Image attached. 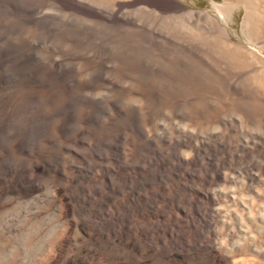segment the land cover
<instances>
[{"label":"rangeland","instance_id":"rangeland-1","mask_svg":"<svg viewBox=\"0 0 264 264\" xmlns=\"http://www.w3.org/2000/svg\"><path fill=\"white\" fill-rule=\"evenodd\" d=\"M15 1L11 0L12 3L9 2L10 3L9 6H8V4H4V6L1 5L2 7L0 6V21H1L0 22V24H1L0 25V38H1L0 39V46H2L6 50L8 48V50H10L12 52L13 58H16V56L18 55V54H16V51L14 49H18V47L20 48V47H24V46L27 48V46H28L27 49H29L28 52L30 53V54L28 53V55H29L28 58L30 60H33V62H32L33 64L29 63L30 65L32 64L30 67L32 68V66L35 65V63L37 64V62L38 63L42 62V68L41 69L44 68L43 70L46 71V74L43 75L42 79L43 80L45 79L44 81H46L48 84H49V82H51L49 84L50 86H52L54 84L52 86V89L56 90V91L59 90L58 93L61 92V93H59V96L61 95L60 98L67 94V96H69L71 99H77L78 103L76 104V107L71 111V113L74 112V110L76 109V113L74 112L72 115L75 114L76 115V116L74 115L75 117L82 118V119H84L83 117H85V121H83L84 123L81 124V126L82 125L84 126V124H85L84 127L83 126L80 127L79 131H75V132L71 131V133L65 135V133L62 130L63 123L65 122L64 121L65 115L62 116V114L57 113L56 111L55 112L53 111L54 107H56V105H57V101H59V100H57V101L54 100V102L49 101V103H46V101L43 98L36 97V98H39L40 100L35 99L34 102H32V103L29 102L28 98L25 97V90L27 89L26 88L27 85L31 84V80L27 76L26 77L28 79L25 77H17L16 78L17 80L15 79L13 81V85H15V86H13L12 84L10 85V88L14 89L13 90L14 92H12V89H10V88L9 89L11 91L7 88H3V89L1 88L0 89V97H1L0 107L2 106L0 108V110L1 109L3 110V112H2V110L0 111V116H1L0 117V119H1L0 124L3 123L2 125H4V126L6 125L5 126L6 130H7L6 132L8 134L10 132L9 137H11V138L9 140H11V141H9V140L7 141L8 145L11 147H17V146L21 145L22 143H25L26 147H28L27 148L28 150L26 152L29 154H26L23 152H19V153L17 152L15 154V156L17 157L19 155L20 158H23V160L27 159L29 157H32L34 159H39L41 156H44V155H46V157L60 156V158H62V159H65L68 157L67 158V159H69L68 161L75 162L78 164V163H81V158L84 159L85 155H88V156H89V154L91 155L92 152L90 153V150H94L97 148L98 150H96L94 153H92V155L89 156V158L85 156V161H86L87 165L93 164L95 159H96L95 160L96 162L98 161L97 163H99V161H100V163H102L103 160L104 161L106 160L107 162L105 161V163L109 164V162L112 161V159H110V158L113 156L115 158L119 157L120 161L127 163V164L132 163L134 161V159H137L138 161L135 160L133 162L134 164H137V165L139 164L144 169V171H147V170L152 171L153 168H148V164H147L148 161H152V159H153L152 158L151 160H148V158H150L148 156L151 154L152 150L149 149L150 150L149 151L147 148L150 147V146H148V142L151 141L152 139L156 138L155 139L156 141H158V142L160 141L159 143L158 142L156 143V141H155L156 147H157L156 149H158V150L160 149V152H165V157L171 158V156L174 157L175 154L184 155V156L186 155V156H188L186 158H189L186 160L187 162L191 163L190 161L195 162L197 160L198 163H196L197 166L191 165V168H190L189 163H187L186 161L184 162L182 167H181V165L177 166L179 164H177L175 162L169 163V166H167V164H166L165 173L167 174L166 177H168L167 178L168 180H166V181H169V179H170V181L167 182L165 185L166 196H164V199H160L159 208H157L155 211H153L154 209L152 211L151 210H149V211L145 210L144 212H146V213H143V214H145V215H143L144 218L149 220L148 221L149 224H151V222H152L153 223L152 225H154V223L163 221V219H164L165 221H163V222H166L168 220L167 221L168 224L172 223L173 221L176 220L179 222L180 227H182V225L185 226L186 222L188 221L187 218H190L193 216V213H192L193 210L190 207H184V206H180L181 208L176 207L175 205H177V202L181 201L182 199L177 200V202L175 199H174L175 202H173V201L169 202V200H167V199H170V198L173 199L172 195L178 191V193L182 195L181 198L188 199L189 203L196 202L197 196L194 195L193 191H195V190L203 191L204 188L206 187L205 184H207V187L210 185L208 188H210L212 190V196H213V198H215L213 204H211L210 207H211V209H214L218 212V213L216 212V215H214V219H215L214 221L215 222H213L214 223L213 224V230L215 232V237L213 238V241L216 244L217 249L214 251V253H209L206 250L201 251V249H199L197 252H194V253L186 251V253H188V255H187L183 251H179L175 248H172L171 245L169 244V240L164 239L163 242L165 244L162 243L159 246V248L162 250V252L160 253V250H156V253H157L156 254V253H154L155 252L154 249H152V251H151V249L149 250L143 243H140V241H139L136 244L137 251L135 252L134 257L136 259L137 258L139 259L140 256L148 255V256L152 257L150 260H154V258H155V261L159 257L160 260L162 259L161 260L162 264H191V263L192 264H228L232 260L238 261V262L251 261L253 264H264V222H263L264 221V213L262 212L263 208H264V144H263L264 143V89L263 90L261 89V88H264V80H263V77H264L263 76L264 75V61L261 62L262 60H264V53H263V51H264V20L262 21V19L264 18V10H262V9H264V1L263 0H245V1H243V0H228V1L227 0H174L173 2L179 6V11L172 12L170 10H167V11L164 10V12L159 13L160 11L158 8L148 6L145 3L135 4L136 0H123V1L122 0H76V1H79L80 3L82 2L83 4L89 6L92 9H95L97 11H99L101 9H102L101 11H107L110 9H114L116 7V5L121 4L124 6L123 10L126 11L127 15H130L131 17H133L135 15L133 18L134 19L136 18L137 22L139 21L138 24L142 25L141 27L143 28V30H141V31H138V30H136V28L130 27V26H126V28L125 27L122 28L124 30L123 31L121 28H116V26L114 27V25L112 26V24H110V23L104 24L103 21H101L99 19H95V18L92 19V17H87L86 15H80V16L74 15L75 13H73L67 9H62L64 12L63 13L62 10H60V11L57 10L58 7H57V5H55V3L52 0H48V1H46V0H43V1L42 0H40V1H38V0H24V1L15 0ZM250 1H252V3ZM52 2H53V4H52ZM230 2H232L230 4V6H232V7L230 9H227L228 11L226 10L227 13L225 16H221L222 18H219L217 16V13L213 12V11H215L214 4L224 5L225 3L229 4ZM41 3H42V5H41ZM32 4H34L33 6H36V5L42 6L41 7L42 13L48 17L50 16L51 18H53L52 20H53V24H55V27L53 25H52L53 27L50 25H49L50 26L49 27L48 25H42L41 26L39 24H37V26H36V24L31 22L30 20H25L24 15L26 14V12L32 10V7H33ZM58 9H60V8H58ZM126 9H128V10H126ZM208 9H210V10H208ZM260 11H262V12H260ZM188 12H193L194 16L192 15V18H191V16L188 17V15L186 14ZM201 12L202 13L203 12L209 13L211 18H208V16H205V15L200 17L199 14ZM175 14H177L176 16L185 14V15H187V17L178 19V18H176ZM8 15H10V16H8ZM163 17H165V18H163ZM260 17L262 19H259ZM9 19H10V21H9ZM94 19H95V21H94ZM204 19L205 20L208 19V21L205 22ZM179 20H181V21H179ZM7 21H9V22H7ZM222 21H223V23H222ZM184 23H186V24H184ZM204 23H205V25H204ZM62 24L64 26H62ZM65 25H68L69 27L66 26V28H65ZM197 25H198V27H196ZM260 25L261 26L263 25V26L261 28H259ZM105 26H106V28H105ZM202 26H203V29H202ZM204 26H206V27H204ZM47 27H48V29H47ZM61 27H64V30ZM70 27H71V29H70ZM49 28H50V30H49ZM72 28H74V29H72ZM144 28L146 29V31ZM150 28H151V30L152 29L153 30L151 31ZM66 30L67 31L69 30V31L66 32ZM78 30H79V32H78ZM96 30L97 31L99 30V31L97 32ZM112 30L114 31V33ZM149 30H150L151 34L155 33L156 36L155 37L152 36L150 34ZM63 31H65V32H63ZM101 31H102V33H101ZM110 31H112V32H110ZM103 32H105V33H103ZM136 32H138V33H136ZM212 32H214V33H212ZM65 33L66 34L68 33V34L66 35ZM125 33L128 35H126ZM198 33H199V35H198ZM209 33L211 35H209ZM96 34H98V35H96ZM145 34H146V36H145ZM192 34H193V36H192ZM103 35L104 36L106 35L105 36L106 38ZM248 35H249V37H247ZM79 36H81V37H79ZM160 36L162 38H165V39L162 40V38ZM30 37L32 38L31 40H30ZM84 37H86V38H84ZM201 37H204V38H201ZM98 38H100V39L102 38L103 40L101 39L102 41H100V39H98ZM158 38H160V39H158ZM17 39L18 40L20 39V40L18 41ZM120 39H121V41H120ZM151 39H153V40H151ZM180 39H182V40H180ZM222 39H224V40H222ZM124 40H125V42L126 41L127 42L125 43ZM143 40H145V41H143ZM113 41H115V42L112 43ZM118 41H120V42H118ZM160 41H161V43H160ZM135 42H136V44L137 43L138 44L136 45ZM143 42L145 43V45ZM231 42H233V43H231ZM59 43H61V44H59ZM108 43H109V45H108ZM184 43H186L187 45L192 44V43H194L196 46L201 45L199 47L201 48L202 53L205 54V55L204 54L202 55L203 60H199L197 58L192 57L190 55V53L185 49L186 44H184ZM18 44H20V45H18ZM98 46H100V47H98ZM109 46L112 48L109 49ZM116 46H117V48H116ZM143 46H144V48H142ZM132 47H134V48H132ZM149 47H151L152 49ZM153 47H154V49H153ZM254 48L261 49L262 51L261 50H255ZM57 49H59V50H57ZM156 49H157V51H155ZM149 51H150V53H149ZM184 51L186 53H184ZM222 51H224V53ZM247 51H248V53H247ZM260 51L262 52V54ZM118 52H119V55H118ZM258 52H259V54H258ZM151 53H153V54H151ZM45 54H47V55H45ZM34 55H36V56H34ZM261 55L263 57H261ZM184 56L186 59L183 58ZM208 57H211V58H208ZM43 58L45 61L43 60ZM109 58H111V59H109ZM170 59H171V61H170ZM257 59H259V60H257ZM242 60H244V61H242ZM190 61L193 63L192 65H191ZM195 61H197V62H195ZM250 61L252 64L250 63ZM207 62H208V65H207ZM210 62H211V64H210ZM258 62H259V64H258ZM222 63H224V64H222ZM244 63H246V65ZM15 64H16L15 61L8 63L6 69H8V70L13 69V71H16L17 68L15 70V67H17L18 65L17 64L15 65ZM43 64H46L45 65L46 68H45V66L43 67ZM98 64H101V65H98ZM194 64L197 66H195ZM254 64H256V65H254ZM161 66H163V67H161ZM199 66L201 69L199 68ZM241 66H243V67H241ZM62 68L64 69V71H63L64 80L63 81L60 78V76L62 75ZM221 69H223V72ZM120 70H121V72H120ZM68 72H69V74H68ZM197 72H198V74H197ZM54 73H55V76L58 78H56L55 76L52 78ZM117 73H119V74H117ZM238 73H239V75H238ZM260 74H263V75L260 76ZM191 75H192V77H191ZM243 76H245V78ZM47 78H49V80ZM205 78H206V80H205ZM258 79H259V83H258ZM260 79H262V80H260ZM18 80L21 82V84H20V82H18ZM24 80H27V81H24ZM118 80H119V82H118ZM60 81H62L63 83L61 84ZM22 82H25L24 83L25 85L22 84ZM163 82H165V83H163ZM166 82H168V83H166ZM57 83H58V85H57ZM67 84H69V86ZM74 84H76L77 87ZM119 84H121V85H119ZM260 84H262V85H260ZM242 85L243 86L245 85L246 87L245 86L243 87ZM250 85H252V87ZM185 87H187V88H185ZM236 87H237V89H236ZM20 88H22V89H20ZM69 88H71V89H69ZM136 88H138L139 90H137ZM67 89L69 92L66 91ZM17 91H18V93H17ZM243 91H245V92H243ZM10 92H12V93L10 94ZM68 93H70V94L68 95ZM9 94H10V96H9ZM109 94L111 96H109ZM237 94H238V96H237ZM73 95H75L76 98L73 97ZM126 96H127V98H126ZM112 97H113V99H112ZM124 97H125V99H124ZM186 97H187V99H186ZM4 98L5 99L10 98V99L5 100ZM78 98H80V100ZM108 98H110V100ZM131 98H133V99H131ZM140 98H142L141 99L142 101L140 100ZM1 101L5 102V103H3V102L1 103ZM185 101H186V103H185ZM9 102H10V106H9ZM102 102H103V104H102ZM123 102L125 103V105ZM89 103H90V106H89ZM19 104H20V106H19ZM25 104H26V106H24V107L21 106V105H25ZM48 104H50V105L48 106ZM128 104H129V107H128ZM143 104H145L146 107ZM8 106H9V108H8ZM92 106H95L96 108L95 107H93V109L90 108ZM134 106H136V107H134ZM231 106H232V108H231ZM46 107H49L52 109H49ZM114 107L117 109L115 110ZM253 107H255V108H253ZM262 107H263V109H262ZM220 108H221V110H219ZM101 110H104L105 113H101ZM92 111H93V113L96 112L95 114L97 115V118L99 119V120H96L94 123L88 122L86 120V115L88 116V114L92 113ZM125 111L128 113L127 115H126ZM199 111H200V113H199ZM1 112L4 114H2ZM13 112H14V114H13ZM45 112H47V113H45ZM77 112H78V114H77ZM5 113H6V116H5ZM136 113L140 114V115H138V118L137 117L136 118L137 119L140 118L141 120L140 119L137 121L133 120V119H135L134 117L136 116ZM51 114H52V116H51ZM81 114H83L82 117H81ZM22 116H23V118H22ZM117 116H118V118H117ZM171 117H172V119H171ZM199 118H200V120H199ZM255 118H256V120H255ZM41 119H47V123H48L47 129L45 131H42L44 133V135L41 132V133L37 134V136H35V135L32 136V134H33V132H32L31 133L32 139L29 138L30 130L28 131V128H27L28 125L33 123V122L39 121ZM213 119H215V120H213ZM257 119H259V120H257ZM21 120H22V122H21ZM100 120H102V121H100ZM107 120H109V121H107ZM52 121H53V124H52ZM99 121H100V123L102 122V124H100ZM204 121L206 123H204ZM97 122L100 124V126L102 125L100 128L98 127L99 124ZM95 123H97L98 125ZM20 124H22V125L20 126ZM91 124L92 125L95 124V126H91ZM130 124L133 125L134 127L131 126ZM188 124H190V125H188ZM7 125H8V127L10 126L11 128L9 127L10 128L9 129L7 127ZM86 125H87V127H86ZM108 125L109 126L112 125L113 127H111V126L109 127ZM117 125H119V126H117ZM12 126H14V127L12 128ZM89 126H91L92 128ZM21 127H22V129H21ZM51 127H53V128H51ZM57 127H59V128L57 129ZM94 127H95V129L97 128V130H95ZM225 127H227V128H225ZM89 128H90V130H89ZM115 128H117V129H115ZM140 128L146 129L147 132L150 133V136L147 137L146 139L144 137H143L144 138L143 139L142 137L138 136V135H140L139 134ZM150 128L152 131L150 130ZM162 128H163V130H162ZM134 129H135V131H134ZM47 130H49L50 132ZM17 131L20 133H18ZM126 131H128V133ZM55 132H58V134ZM81 132L85 133V139H84L85 144L84 145L79 144L77 141V140H79V138L81 139ZM48 133H50V135L51 134L52 135L50 136ZM114 133L117 135V137ZM132 133L134 134V137H132L133 136ZM165 133H167V134H165ZM190 133H192V134H190ZM25 134L27 135V137ZM109 134H111V135H109ZM184 134H186V135H184ZM89 135L90 136L92 135V136L90 137ZM127 135H129V136H127ZM164 135L167 137L165 138ZM216 135L218 136V138ZM42 136H44V138ZM154 136H156V137H154ZM88 137L90 138V140ZM39 138H40V140H39ZM67 138L68 139L70 138V139L68 140ZM58 139H59V141H58ZM116 139H118V140H116ZM162 139L165 141L167 140L166 142L168 144L167 143L165 144L164 142H163L164 143L163 144L161 142ZM179 139H181V140H179ZM207 139L209 141H207ZM255 139H256V141H255ZM25 140H27L28 142H26ZM74 140H76V141H74ZM102 140H104L103 143H102ZM186 140H187V143H186ZM40 141H42V142H40ZM43 141H44V143H43ZM36 142L38 144H36ZM108 142L110 145L108 144ZM200 143H201V145H200ZM12 144H14V145H12ZM6 145H7V143H6ZM92 145H93V147H92ZM104 145L107 149L104 147ZM163 145H165V146H163ZM177 145L178 146L180 145V146L178 147ZM181 145H183V148ZM195 145L197 147L199 146L198 148L201 149L202 157L200 155L198 157H196V154L193 151L194 147H196ZM49 146H51V147H49ZM98 146H101V147H98ZM121 146H122V148H121ZM44 147H46V148H44ZM103 147H104V149H103ZM169 147L172 149L169 150L168 149ZM57 148H59V149H57ZM101 148L103 151L101 150ZM116 148H118L119 150ZM165 148L168 150V152L166 151ZM235 148H236V150H234ZM43 149H44V153H42ZM40 150H42V152ZM70 150H71V152H70ZM146 150H148L149 153H147L148 151L146 152ZM138 152L142 153L143 155L138 154ZM169 152H173V153H169ZM22 153H23V156H22ZM57 153H59V155ZM118 153L121 155V157ZM30 154H32V155H30ZM193 154L195 155V157ZM27 155H28V157H27ZM77 155L80 158L79 159L80 162L78 160H76L78 158V157H76ZM95 155L99 156V157H95ZM92 156L95 158H93ZM203 156L204 157H211L212 159L215 158L216 159L215 162H218L220 164L219 169H216L215 171L221 170L224 174H230V175L233 173L234 176L233 175H231V176L236 177L235 178L236 180H234L233 182H230L229 180H223V182H224L223 183L222 182L223 178H222L221 180H217L218 182L217 181H213V182L208 181L207 183H205L204 180H202L203 181V183H202V181L199 178H196L193 180H184V179L182 180L181 176H179L178 179L176 178V174L177 175L183 174V170H185L187 172L192 171V172L196 173V175L198 173H201L198 175H204L209 170L206 166H209L213 170L215 167L210 166L208 164L209 162H207L208 159L204 160ZM74 157H75V160H74ZM107 157H109V158H107ZM142 160L143 161L148 160V161L143 162ZM219 160H221V161H219ZM145 163H146V165H145ZM145 167H146V169H145ZM183 167H185V169ZM182 168H183V170H182ZM102 169H103L102 167L96 168V171H98L97 174L99 177L103 173ZM196 169H197V171H196ZM206 169H208V170H206ZM170 170H171V172H170ZM177 170H178V172H177ZM179 171H180V173H179ZM245 171H247L248 173ZM241 173H242V175H241ZM237 174H238V176H237ZM170 175H172V178ZM181 180H182V182H181ZM199 180H200V182H199ZM179 182H181V184L184 187H186L188 190L185 191V190H183L185 188H183L182 186H178L179 184H177V183H179ZM243 182H245V183H243ZM156 185H158V184L152 185L151 189H146V191H147L146 194L149 195L151 193L150 190H152L153 188L156 189L157 188ZM45 190H46L45 191L46 193L43 191L44 194H42V191H41L37 194L36 197H35V194L34 195L32 194V196L34 198L30 196L28 198L29 203L26 202V204L22 207H20V205H19L22 202V193L20 191H19V194H18V192H16L14 194V197L12 195L10 197L11 200H9L10 199L9 198L8 201H5V203L0 206V209H1L0 210L1 211L0 217L3 216L4 213H6L8 211H12V210L13 211L15 210L16 214H14V215H16V217H17V218H15L14 215H12V216L8 215L7 220L11 223L10 225H12L13 221L15 222V223L13 222L12 226H9L7 224V222H5V221H1V220H3V217L0 218V221H1L0 222V230L2 229L0 231V241L1 240L4 241V239H6V238L11 240V241L12 240L20 241V243H21V239H23L22 242L24 241L23 244L21 243V245L17 244V246L16 245L13 246V248L17 247L16 248L17 250L13 249L12 247L10 248V250H9L10 252L8 251V254L6 256H4L7 258V261H6V258L4 260V257L3 258L0 257L1 258L0 259L1 264H4V263L6 264V262L8 264H11V263L12 264H19V263L20 264H35V263L36 264H45L47 261L49 263L47 262L46 264H55V263L59 264L63 259H65L66 256L70 255L73 252L76 253L80 246H84L85 244H89V243L91 244L92 243V241L90 239H87V237H86L87 240L86 239L84 240L85 236H83L84 226H85V231L88 229V227H86L85 223H89V221H90L89 218L87 217L88 218V220H87V218H84L83 216H80V215L75 216L74 215V212L72 211L74 204L70 201V198L68 196L63 197V199L58 202V205L60 206L61 210L60 209L56 210L53 206L55 203V199H53L54 198L53 197V190L50 188L48 189V191H47V189H45ZM49 190H51V191H49ZM185 192L186 193L188 192V193L186 194ZM59 193H62V191L59 190ZM126 193L127 192H125V194H123L124 198H127V196H128V193L127 194ZM46 194H47V196H46ZM17 195H18V197H17ZM39 195H41V196H39ZM259 196H261V197H259ZM42 197H44V198H42ZM46 198H47V200H45ZM246 198H247V200H246ZM248 198H249V201H248ZM48 200L51 202L49 203ZM34 201L36 203H34ZM18 202H19V204H18ZM41 202L42 203L45 202L46 206L48 204V206H47L48 208H45L46 207L45 204H42ZM33 203L35 206L33 205ZM252 203H253V205H252ZM37 205H40V206H37ZM43 205H44L45 209L43 208ZM25 206L27 209H24ZM36 206L40 207V208H38L36 210ZM236 206H239V207H236ZM6 208H7V210H5ZM162 208H163V210H162ZM261 209H262V211H261ZM25 210H26V212H25ZM33 210L36 212L34 213ZM38 210H40L39 213H38ZM41 210L44 212H41ZM229 210H231V212ZM48 211H50V212H48ZM157 211L159 213H157ZM242 211H245V212H242ZM30 213L34 216H32ZM55 213H57V215ZM185 213H187V214H185ZM262 213H263V216L261 215ZM191 214H192V216H191ZM25 215L27 217H25ZM39 216H41V217H39ZM54 216L57 217V220H55L56 218ZM255 216H256V218L253 219ZM259 216H260V218H258ZM13 217H14V219H13ZM24 217H25V219H24ZM65 217H67V218H65ZM77 217H80L82 220L80 218H77ZM11 218H12V221H11ZM61 218L62 219L64 218V219L61 220ZM29 219H32V220H29ZM34 219H35V221H34ZM58 219L61 220V223ZM79 219H80V222H79ZM25 220H26V222H25ZM52 220L55 222H53ZM217 220H219V221H217ZM245 220H247V221H245ZM38 221H39V223H38ZM20 222L23 223V225ZM29 222H31V223H29ZM78 222H79V225H78ZM3 223L5 225H3ZM47 223H48V226H46ZM17 224H18V228H20V229L16 228ZM30 224H31V226H30ZM38 224L41 225V228L42 227L45 228V231H44V229L39 228V230H38V228H37V230L39 232H40V230H42L40 232V234H38L36 236L31 235L32 233H34V234L39 233L36 230V225H38ZM251 224H252V226H250ZM43 225H45L46 227ZM56 227H58L57 230H56ZM232 227H234V228L232 229ZM33 228L37 232L35 230H33ZM234 229H236V230H234ZM4 230H5V232H4ZM55 230H56V233H55ZM6 231L8 234L6 233ZM51 231L54 233H52ZM63 231H65V233ZM12 232L14 233V235L11 236ZM79 232H81V233H79ZM16 233H17V236H16ZM22 233H23V235H22ZM50 233H52V234H50ZM27 234L32 236L31 239H29L30 238L29 236L27 237ZM79 234L81 236H78ZM163 234H164V236H166V232H164ZM76 235L78 238L76 237ZM10 237H12V238H10ZM24 237L26 239L28 238L27 241L28 240H30V241L27 242ZM41 237H43V238H41ZM50 237H52L51 241H50ZM72 237L75 239L76 243ZM79 237H81V238H79ZM192 237H193V234L192 233L189 234V238H192ZM38 238H40V239H38ZM57 238H59V239H57ZM48 239H49V241H48ZM78 241H80V242H78ZM33 242L34 243L36 242V243L34 244ZM29 243H30V245H29ZM23 245L26 247H24ZM77 245H78V247L76 250ZM142 245H144V246H142ZM165 245H167V246H165ZM55 246H56V248H55ZM31 247H32V250H30ZM33 247H34V249H33ZM44 247H46V248L44 249ZM49 248L52 251H48ZM73 249H74V251H72ZM35 250H37L38 252ZM30 251H34L36 254L33 252L32 254L30 253L31 254L30 255L29 254ZM16 252L17 253L19 252V253L17 254ZM67 253H68V255H67ZM172 253H174V254L172 255ZM15 254H17V255H15ZM11 255H14V257ZM28 255H30V256H28ZM162 255H164L166 257H164ZM10 256L12 258H14L15 260H10L11 259ZM19 256H21V257H19ZM32 256H33V259L35 257L34 260H36V261H33ZM37 256L38 257L40 256V257L38 258ZM153 256H154V258H153ZM24 257H26V258H24ZM260 257H262V258H260ZM29 258H31L32 261ZM48 258H50V259H48ZM168 259L169 260L172 259L171 260L172 262L169 261ZM1 260H4L5 262H1ZM11 261H13V262H11ZM183 261H185V262H183ZM262 261H263V263H262ZM149 264H153V262H150Z\"/></svg>","mask_w":264,"mask_h":264},{"label":"bare ground","instance_id":"bare-ground-1","mask_svg":"<svg viewBox=\"0 0 264 264\" xmlns=\"http://www.w3.org/2000/svg\"><path fill=\"white\" fill-rule=\"evenodd\" d=\"M15 1V0H14ZM19 1V0H18ZM22 1H24V0H22ZM38 1H40V0H38ZM43 1V0H42ZM46 1H48V0H46ZM54 3H55V5H57V7L58 8H60V9H58L55 5V7L57 8V10H62V9H67V10H70L71 12H73V13H75L74 15H86L87 17H92V19L93 18H95V19H99V20H101V21H103V23L105 24V23H110V24H112V26L114 25V27L116 26V28H126V26H130V27H134V28H136V30H138V31H141V30H143V28L141 27L142 25H139L138 23H139V21L137 22V19L135 20L133 17L135 16H133V17H131L130 15H127L126 14V11L125 10H123L124 9V6L123 5H121V4H118V5H116V7L114 8V9H110V10H107V11H101V10H99V11H97V10H95V9H92L91 7H89V6H87V5H85V4H83L82 2L80 3L79 1H76V0H52ZM123 1V0H122ZM174 0H136L135 1V4H142V3H145V4H147L148 6H151V7H155V8H158L159 9V13H162V12H164V10H170V11H172V12H177V11H179V6L177 5V4H175L174 2H173ZM228 1V0H227ZM243 1H245V0H243ZM264 1V0H263ZM9 2H11V0H0V6L2 5V6H4V4H8V6H9ZM16 2V1H15ZM27 2V1H26ZM53 2H52V4H53ZM115 2V1H114ZM226 2V1H225ZM251 3H252V1H250ZM249 2V3H250ZM262 2V1H261ZM12 3V2H11ZM29 3V2H28ZM39 3V2H38ZM37 3V4H38ZM90 3V2H89ZM120 3V2H119ZM134 3V2H133ZM232 2H230L229 4L228 3H225L224 5H219V4H214V9H215V11H213V12H215V13H217V16L219 17V18H222L221 16H225L226 15V13H227V9H230L232 6H230V4H231ZM245 3V2H244ZM248 3V4H249ZM35 4V3H34ZM34 4H32V6L34 5ZM40 4V3H39ZM234 4V3H233ZM29 5V4H28ZM41 5H42V3H41ZM45 5V4H44ZM93 5V4H92ZM184 5V4H183ZM254 5V4H253ZM256 5V4H255ZM1 6V7H2ZM129 6V5H128ZM244 6V5H243ZM249 6V5H248ZM262 6V5H261ZM41 7L42 6H40V5H36V6H33L32 7V10L31 11H28V12H26V14L24 15V19L25 20H30L31 22H33V23H35L36 24V26H37V24H39V25H50V26H54L55 27V24H53V18H51L50 16L48 17V16H46V15H44L43 13H42V11H41ZM45 7V6H44ZM112 7V6H111ZM126 7V6H125ZM234 7V6H233ZM245 7V6H244ZM7 8V7H6ZM263 8V7H262ZM261 8V9H262ZM5 9V8H4ZM28 9V8H27ZM31 9V8H30ZM105 9V8H104ZM213 9V10H214ZM259 9V8H258ZM257 9V10H258ZM46 10V9H45ZM126 10H128V9H126ZM208 10H210V9H208ZM227 10V11H226ZM245 10V9H244ZM262 10H264V9H262ZM44 11V10H43ZM65 11V10H64ZM149 11V10H148ZM188 11V10H187ZM206 11V10H205ZM7 12V11H6ZM23 12V11H22ZM62 12H63V10H62ZM128 12V11H127ZM130 12V11H129ZM169 12V11H168ZM195 12V11H194ZM258 12V11H257ZM260 12H262V11H260ZM259 12V13H260ZM49 13V12H48ZM64 13V12H63ZM62 13V14H63ZM167 13V12H166ZM57 14V13H56ZM60 14V13H59ZM68 14V13H67ZM148 14V13H147ZM172 14V13H171ZM174 14V13H173ZM187 15H188V17L189 16H191V18H192V15L194 16V13L193 12H188V13H186ZM64 15V14H63ZM140 15V14H139ZM145 15V14H144ZM177 14H175V16H176ZM187 15H185V14H182V15H179V16H176V18H178V19H180V18H185V17H187ZM208 16V18H211L210 17V14L209 13H200L199 14V16L201 17V16ZM8 16H10V15H8ZM260 16V15H259ZM262 16V15H261ZM14 17V16H13ZM263 17V16H262ZM63 18V17H62ZM163 18H165V17H163ZM171 18V17H170ZM206 18V17H205ZM213 18V17H212ZM6 19V18H5ZM11 19V18H10ZM10 19H9V21H10ZM95 19H94V21H95ZM173 19V18H172ZM217 19V18H216ZM259 19H262L261 17L259 18ZM258 19V20H259ZM12 20V19H11ZM14 20V19H13ZM184 20V19H183ZM191 20V19H190ZM205 20V19H204ZM210 20V19H209ZM264 20V18L262 19V21ZM6 21V20H5ZM9 21H7V22H9ZM55 21V20H54ZM62 21V20H61ZM93 21V22H94ZM179 21H181V20H179ZM206 21H208V19L207 20H205V22ZM213 21V20H212ZM215 21V20H214ZM225 21V20H224ZM1 22V21H0ZM63 22V21H62ZM61 22V23H62ZM204 22V21H203ZM256 22V21H255ZM261 22V21H260ZM19 23V22H18ZM26 23V22H25ZM29 23V22H28ZM60 23V24H61ZM189 23V22H188ZM197 23V22H196ZM208 23V22H207ZM212 23V22H211ZM222 23H223V21H222ZM248 23V22H247ZM176 24V23H175ZM184 24H186V23H184ZM190 24V23H189ZM1 25V24H0ZM82 25V24H81ZM103 25V24H102ZM109 25V24H108ZM200 25V24H199ZM204 25H205V23H204ZM220 25V24H219ZM49 26V27H50ZM52 26V27H53ZM59 26V25H58ZM62 26H64L63 24H62ZM66 26H68V25H65V28H66ZM71 26V25H70ZM191 26V25H190ZM208 26V25H207ZM214 26V25H213ZM263 26V25H262ZM261 25L259 26V28H261L262 27ZM69 27V26H68ZM113 27V28H114ZM144 27V26H143ZM196 27H198V25L196 26ZM204 27H206V26H204ZM210 27V26H209ZM61 28H63V30H64V27H61ZM60 28V29H61ZM75 28V27H74ZM74 28H72V29H74ZM80 28V27H79ZM91 28V27H90ZM101 28V27H100ZM105 28H106V26H105ZM133 28V29H134ZM184 28V27H183ZM186 28V27H185ZM189 28V27H188ZM200 28V27H199ZM40 29V28H39ZM47 29H48V27H47ZM69 29V28H68ZM70 29H71V27H70ZM76 29V28H75ZM103 29V28H102ZM128 29V28H127ZM145 29V28H144ZM187 29V28H186ZM202 29H203V26H202ZM206 29V28H205ZM213 29V28H212ZM215 29V28H214ZM220 29V28H219ZM49 30H50V28H49ZM56 30V29H55ZM89 30V29H88ZM105 30V29H104ZM118 30V29H117ZM123 30V29H122ZM148 30V29H147ZM150 30H151V28H150ZM150 30H149V32H150ZM153 30V29H152ZM151 30V31H152ZM157 30V29H156ZM183 30V29H182ZM221 30V29H220ZM219 30V31H220ZM224 30V29H223ZM69 31V30H68ZM67 30H66V32H68ZM97 31V30H96ZM99 31V30H98ZM97 31V32H98ZM106 31V30H105ZM113 31V30H112ZM112 31H110V32H112ZM124 31V30H123ZM122 31V32H123ZM145 31H146V29H145ZM184 31V30H183ZM188 31V30H187ZM191 31V30H190ZM210 31V30H209ZM63 32H65V31H63ZM74 32V31H73ZM78 32H79V30H78ZM107 32V31H106ZM132 32V31H131ZM195 32V31H194ZM221 32V31H220ZM75 33V32H74ZM101 33H102V31H101ZM103 33H105V32H103ZM113 33H114V31H113ZM136 33H138V32H136ZM140 33V32H139ZM176 33V32H175ZM185 33V32H184ZM204 33V32H203ZM211 33V32H210ZM209 33V35H211ZM212 33H214V32H212ZM219 33V32H218ZM66 34V33H65ZM68 34V33H67ZM66 34V35H67ZM126 34V33H125ZM132 34V33H131ZM147 34V33H146ZM146 34H145V36H146ZM150 34H151V32H150ZM169 34V33H168ZM181 34V33H180ZM189 34V33H188ZM202 34V33H201ZM208 34V33H207ZM28 35V34H27ZM61 35V34H60ZM82 35V34H81ZM96 35H98V34H96ZM126 35H128V34H126ZM138 35V34H137ZM152 36H156V34L155 33H152L151 34ZM198 35H199V33H198ZM222 35V34H221ZM250 35V34H249ZM249 35L247 36V37H249ZM30 36V35H29ZM38 36V35H37ZM62 36V35H61ZM104 36V35H103ZM106 36V35H105ZM104 36V37H105ZM108 36V35H107ZM177 36V35H176ZM191 36V35H190ZM192 36H193V34H192ZM195 36V35H194ZM201 36V35H200ZM208 36V35H207ZM246 36V35H245ZM40 37V36H39ZM79 37H81V36H79ZM110 37V36H109ZM142 37V36H141ZM150 37V36H149ZM161 37V36H160ZM221 37V36H220ZM28 38V37H27ZM57 38V37H56ZM66 38V37H65ZM84 38H86V37H84ZM106 38V37H105ZM116 38V37H115ZM120 38V37H119ZM162 38V37H161ZM171 38V37H170ZM201 38H204V37H201ZM207 38V37H206ZM205 38V39H206ZM210 38V37H209ZM1 39V38H0ZM11 39V38H10ZM21 39V38H20ZM19 39V40H20ZM32 38L30 37V40H31ZM42 39V38H41ZM54 39V38H53ZM58 39V38H57ZM93 39V38H92ZM98 39H100V38H98ZM102 39V38H101ZM100 39V41H102ZM110 39V38H109ZM113 39V38H112ZM125 39V38H124ZM145 39V38H144ZM158 39H160V38H158ZM163 39H165V38H162V40ZM178 39V38H177ZM183 39V38H182ZM182 39H180V40H182ZM186 39V38H185ZM184 39V40H185ZM221 39V38H220ZM18 40V39H17ZM18 40V41H19ZM73 40V39H72ZM118 40V39H117ZM123 40V39H122ZM126 40V39H125ZM125 40H124V42H125ZM135 40V39H134ZM151 40H153V39H151ZM210 40V39H209ZM215 40V39H214ZM222 40H224V39H222ZM23 41V40H22ZM27 41V40H26ZM29 41V40H28ZM43 41V40H42ZM120 41H121V39H120ZM120 41H118V42H120ZM140 41V40H139ZM143 41H145V40H143ZM165 41V40H164ZM207 41V40H206ZM212 41V40H211ZM107 42V41H106ZM110 42V41H109ZM115 41H113L112 43H114ZM127 42V41H126ZM125 42V43H126ZM141 42V41H140ZM180 42V41H179ZM193 42V41H192ZM205 42V41H204ZM20 43V42H19ZM22 43V42H21ZM144 43V42H143ZM147 43V42H146ZM156 43V42H155ZM160 43H161V41H160ZM199 43V42H198ZM211 43V42H210ZM209 43V44H210ZM231 43H233V42H231ZM3 44V43H2ZM12 44V43H11ZM33 44V43H32ZM59 44H61V43H59ZM122 44V43H121ZM135 44H136V42H135ZM138 44V43H137ZM136 44V45H137ZM158 44V43H157ZM169 44V43H168ZM184 44H186V43H184ZM194 43H192V44H189V45H187L186 44V50L190 53V55L192 56V57H194V58H197V59H199V60H203V57H202V55L204 54V53H202V50H201V48L199 47V46H201V45H199V46H196L195 44L193 45ZM18 45H20V44H18ZM64 45V44H63ZM106 45V44H105ZM108 45H109V43H108ZM114 45V44H113ZM141 45V44H140ZM144 45H145V43H144ZM153 45V44H152ZM262 45V44H261ZM23 46V45H22ZM46 46V45H45ZM115 46V45H114ZM113 46V47H114ZM122 46V45H121ZM124 46V45H123ZM131 46V45H130ZM222 46V45H221ZM255 46V45H254ZM13 47V46H12ZM98 47H100V46H98ZM152 47V46H151ZM151 47H149V48H151ZM212 47V46H211ZM225 47V46H224ZM252 47V46H251ZM256 47V46H255ZM261 47V46H260ZM259 47V48H260ZM27 48H28V46H27ZM25 46L24 47H18V49H14L15 51H16V54H18L17 56H16V58H13L12 57V52L10 51V50H8V48H7V50L6 49H4L2 46H0V89L2 88H7V89H9L10 88V85L12 84L13 85V81L17 78V77H25V78H27V77H29V79L31 80V84H29V85H27V89L25 90V97L26 98H28V101L29 102H34L35 101V99L37 100V99H39V98H36V97H40V98H43L45 101H46V103H49V101H53L54 102V100H59V101H57V105H56V107H54V112L56 111L57 113H60V114H62V116L63 115H65L64 117V123H63V127H62V130H63V132L65 133V135L66 134H69V133H71V131H79L80 129V127H82L81 126V124H83L84 122L83 121H85V117H83L84 119H82V118H78V117H75L74 115H72L74 112L76 113V109L74 110V112H72L71 113V111L76 107V104L78 103L77 102V99H71L69 96H67V94L66 95H64V96H62L61 98H60V96H59V93H61V92H59L58 93V91H56V90H53L52 89V86L54 85H52V86H50L49 84L51 83V82H49V84L46 82V81H44L43 79H42V77H43V75H45L46 74V71H44L43 69H41L42 68V62H37V64L35 63V65H33L32 66V68L30 67L33 63V60H30L29 58H28V50L29 49H27ZM31 48V47H30ZM110 48H112V47H110L109 46V49ZM116 48H117V46H116ZM130 48V47H129ZM132 48H134V47H132ZM142 48H144V46L142 47ZM166 48V47H165ZM176 48V47H175ZM180 48V47H179ZM213 48V47H212ZM246 48V47H245ZM61 49V48H60ZM131 49V48H130ZM139 49V48H138ZM152 49V48H151ZM153 49H154V47H153ZM159 49V48H158ZM163 49V48H162ZM211 49V48H210ZM238 49V48H237ZM255 50H261V49H256V48H254ZM57 50H59V49H57ZM124 50V49H123ZM133 50V49H132ZM149 50V49H148ZM161 50V49H160ZM177 50V49H176ZM244 50V49H243ZM34 51V50H33ZM54 51V50H53ZM56 51V50H55ZM97 51V50H96ZM110 51V50H109ZM108 51V52H109ZM120 51V50H119ZM153 51V50H152ZM151 51V52H152ZM155 51H157V49L155 50ZM251 51V50H250ZM249 51V52H250ZM262 51V50H261ZM260 51V52H261ZM51 52V51H50ZM57 52V51H56ZM111 52V51H110ZM115 52V51H114ZM131 52V51H130ZM129 52V53H130ZM145 52V51H144ZM159 52V51H158ZM157 52V53H158ZM175 52V51H174ZM213 52V51H212ZM220 52V51H219ZM223 53H224V51H222ZM231 52V51H230ZM46 53V52H45ZM116 53V52H115ZM143 53V52H142ZM149 53H150V51H149ZM148 53V54H149ZM168 53V52H167ZM184 53H186L185 51H184ZM221 53V52H220ZM226 53V52H225ZM229 53V52H228ZM247 53H248V51H247ZM254 53V52H253ZM263 53H264V51H263ZM15 54V55H16ZM30 54V53H29ZM34 54V53H33ZM53 54V53H52ZM109 54V53H108ZM107 54V55H108ZM126 54V53H125ZM145 54V53H144ZM151 54H153V53H151ZM161 54V53H160ZM212 54V53H211ZM258 54H259V52H258ZM261 54H262V52H261ZM45 55H47V54H45ZM55 55V54H54ZM106 55V56H107ZM112 55V54H111ZM118 55H119V52H118ZM169 55V54H168ZM173 55V54H172ZM187 55V54H186ZM205 55V54H204ZM208 55V54H207ZM254 55V54H253ZM256 55V54H255ZM34 56H36V55H34ZM51 56V55H50ZM150 56V55H149ZM153 56V55H152ZM155 56V55H154ZM175 56V55H174ZM180 56V55H179ZM188 56V55H187ZM222 56V55H221ZM232 56V55H231ZM114 57V56H113ZM151 57V56H150ZM161 57V56H160ZM220 57V56H219ZM225 57V56H224ZM240 57V56H239ZM257 57V56H256ZM261 57H263L262 55H261ZM50 58V57H49ZM127 58V57H126ZM183 58H185V56L183 57ZM191 58V57H190ZM193 58V59H194ZM208 58H211V57H208ZM218 58V57H217ZM221 58V57H220ZM260 58V57H259ZM14 59V60H13ZM57 59V58H56ZM104 59V58H103ZM109 59H111V58H109ZM121 59V58H120ZM151 59V58H150ZM172 59V58H171ZM171 59H170V61H171ZM180 59V58H179ZM186 59V58H185ZM205 59V58H204ZM215 59V58H214ZM232 59V58H231ZM239 59V58H238ZM253 59V58H252ZM263 59V58H262ZM43 60H44V58H43ZM100 60V59H99ZM169 60V59H168ZM174 60V59H173ZM184 60V59H183ZM251 60V59H250ZM257 60H259V59H257ZM12 61H15V63L18 65L17 67H15V70H16V68H17V70L16 71H13V69H10V70H8V69H6V67H7V64L8 63H11ZM37 61V60H36ZM45 61V60H44ZM94 61V60H93ZM92 61V62H93ZM167 61V60H166ZM198 61V60H197ZM197 61H195V62H197ZM216 61V60H215ZM222 61V60H221ZM231 61V60H230ZM242 61H244V60H242ZM256 61V60H255ZM261 61V60H260ZM259 61V62H260ZM264 60H262L261 62H263ZM50 62V61H49ZM118 62V61H117ZM120 62V61H119ZM177 62V61H176ZM191 62V61H190ZM205 62V61H204ZM209 62V61H208ZM208 62H207V65H208ZM226 62V61H225ZM224 62V63H225ZM236 62V61H235ZM259 62H258V64H259ZM29 63H32L31 65L29 64ZM45 63V62H44ZM54 63V62H53ZM99 63V62H98ZM121 63V62H120ZM165 63V62H164ZM179 63V62H178ZM177 63V64H178ZM216 63V62H215ZM224 63H222V64H224ZM250 63H251V61H250ZM13 64V63H12ZM15 64V65H16ZM47 64V63H46ZM46 64H43V67L46 65ZM119 64V63H118ZM124 64V63H123ZM130 64V63H129ZM147 64V63H146ZM193 63L191 62V65H192ZM196 64V63H195ZM194 64V65H195ZM199 64V63H198ZM210 64H211V62H210ZM214 64V63H213ZM241 64V63H240ZM245 65H246V63H244ZM248 64V63H247ZM252 64V63H251ZM50 65V64H49ZM55 65V64H54ZM74 65V64H73ZM92 65V64H91ZM98 65H101V64H98ZM112 65V64H111ZM131 65V64H130ZM254 65H256V64H254ZM263 65V64H262ZM12 66V65H11ZM10 66V67H11ZM118 66V65H117ZM132 66V65H131ZM160 66V65H159ZM195 66H197V65H195ZM231 66V65H230ZM244 66V65H243ZM243 66H241V67H243ZM253 66V65H252ZM51 67V66H50ZM102 67V66H101ZM135 67V66H134ZM147 67V66H146ZM155 67V66H154ZM161 67H163V66H161ZM193 67V66H192ZM210 67V66H209ZM217 67V66H216ZM254 67V66H253ZM256 67V66H255ZM45 68H46V66H45ZM92 68V67H91ZM98 68V67H97ZM113 68V67H112ZM130 68V67H129ZM128 68V69H129ZM142 68V67H141ZM199 68H200V66H199ZM27 69V70H26ZM104 69V68H103ZM133 69V68H132ZM163 69V68H162ZM201 69V68H200ZM204 69V68H203ZM217 69V68H216ZM229 69V68H228ZM233 69V68H232ZM236 69V68H235ZM246 69V68H245ZM244 69V70H245ZM248 69V68H247ZM255 69V68H254ZM110 70V69H109ZM125 70V69H124ZM127 70V69H126ZM138 70V69H137ZM219 70V69H218ZM217 70V71H218ZM222 70V72H223V69H221ZM241 70V69H240ZM50 71V70H49ZM63 71H64V69L62 68V75L60 76V78L62 79V81L64 80V73H63ZM192 71V70H191ZM200 71V70H199ZM210 71V70H209ZM256 71V70H255ZM258 71V70H257ZM78 72V71H77ZM76 72V73H77ZM112 72V71H111ZM120 72H121V70H120ZM159 72V71H158ZM226 72V71H225ZM241 72V71H240ZM260 72V71H259ZM115 73V72H114ZM123 73V72H122ZM121 73V74H122ZM137 73V72H136ZM203 73V72H202ZM242 73V72H241ZM263 73V72H262ZM68 74H69V72H68ZM116 74V73H115ZM117 74H119V73H117ZM135 74V73H134ZM140 74V73H139ZM197 74H198V72H197ZM221 74V73H220ZM225 74V73H224ZM231 74V73H230ZM237 74V73H236ZM114 75V74H113ZM238 75H239V73H238ZM248 75V74H247ZM246 75V76H247ZM256 75V74H255ZM261 75H263V74H260V76ZM16 76V77H15ZM27 76V77H26ZM55 76V73H54V75L52 76V78ZM58 76V75H57ZM117 76V75H116ZM115 76V77H116ZM227 76V75H226ZM250 76V75H249ZM257 76V75H256ZM255 76V77H256ZM264 76V75H263ZM15 77V78H14ZM45 77V76H44ZM51 77V76H50ZM56 77V76H55ZM69 77V76H68ZM191 77H192V75H191ZM230 77V76H229ZM244 78H245V76H243ZM252 77V76H251ZM56 78H58V77H56ZM78 78V77H77ZM112 78V77H111ZM123 78V77H122ZM237 78V77H236ZM28 79V78H27ZM48 80H49V78H47ZM60 79V80H61ZM118 79V78H117ZM116 79V80H117ZM131 79V78H130ZM196 79V78H195ZM17 80V79H16ZM20 80V79H19ZM18 80V82H20ZM84 80V79H83ZM95 80V79H94ZM163 80V79H162ZM170 80V79H169ZM174 80V79H173ZM205 80H206V78H205ZM231 80V79H230ZM241 80V79H240ZM256 80V79H255ZM260 80H262V79H260ZM263 80H264V77H263ZM24 81H27V80H24ZM51 81V80H50ZM62 81H60V83L62 84L63 82ZM73 81V80H72ZM71 81V82H72ZM88 81V80H87ZM103 81V80H102ZM105 81V80H104ZM111 81V80H110ZM250 81V80H249ZM58 82V81H57ZM118 82H119V80H118ZM180 82V81H179ZM201 82V81H200ZM209 82V81H208ZM242 82V81H241ZM25 82H22V84H24ZM27 83V82H26ZM30 83V82H29ZM66 83V82H65ZM70 83V82H69ZM74 83V82H73ZM111 83V82H110ZM163 83H165V82H163ZM166 83H168V82H166ZM258 83H259V79H258ZM20 84H21V82H20ZM56 84V83H55ZM109 84V83H108ZM122 84V83H121ZM121 84H119V85H121ZM173 84V83H172ZM230 84V83H229ZM25 85V84H24ZM57 85H58V83H57ZM60 85V84H59ZM68 86H69V84H67ZM74 85H76V84H74ZM177 85V84H176ZM257 85V84H256ZM255 85V86H256ZM260 85H262V84H260ZM13 86H15V85H13ZM224 86V85H223ZM243 86V85H242ZM245 86V85H244ZM243 86V87H244ZM251 87H252V85H250ZM12 87V86H11ZM76 87H77V85H76ZM132 87V86H131ZM183 87V86H182ZM221 87V86H220ZM233 87V86H232ZM238 87V86H237ZM237 87H236V89H237ZM246 87V86H245ZM262 87V86H261ZM16 88V87H15ZM55 88V87H54ZM60 88V87H59ZM185 88H187V87H185ZM259 88V87H258ZM10 89H12V88H10ZM9 89V90H10ZM20 89H22V88H20ZM69 89H71V88H69ZM128 89V88H127ZM131 89V88H130ZM129 89V90H130ZM137 90H139L138 88H136ZM243 89V88H242ZM262 90L264 89V88H261ZM5 90V89H4ZM8 90V91H9ZM14 89H12V92H14L13 91ZM17 90V89H16ZM15 90V91H16ZM186 90V89H185ZM246 90V89H245ZM258 90V89H257ZM11 91V90H10ZM67 92H69L68 91V89L66 90ZM97 91V90H96ZM111 91V90H110ZM109 91V92H110ZM190 91V90H189ZM260 91V90H259ZM12 92H10V94L12 93ZM21 92V91H20ZM113 92V91H112ZM111 92V93H112ZM234 92V91H233ZM232 92V93H233ZM242 92V91H241ZM243 92H245V91H243ZM250 92V91H249ZM257 92V91H256ZM262 92V91H261ZM16 93V92H15ZM17 93H18V91H17ZM64 93V92H63ZM62 93V94H63ZM106 93V92H105ZM108 93V92H107ZM126 93V92H125ZM150 93V92H149ZM231 93V92H230ZM239 93V92H238ZM10 94H9V96H10ZM22 94V93H21ZM70 93H68V95H69ZM234 94V93H233ZM3 95V94H2ZM1 95V96H2ZM6 95V94H5ZM91 95V94H90ZM122 95V94H121ZM149 95V94H148ZM255 95V94H254ZM259 95V94H258ZM81 96V95H80ZM101 96V95H100ZM109 96H111L110 94H109ZM187 96V95H186ZM199 96V95H198ZM237 96H238V94H237ZM246 96V95H245ZM253 96V95H252ZM4 97V96H3ZM6 97V96H5ZM73 97H75V95H73ZM151 97V96H150ZM234 97V96H233ZM240 97V96H239ZM11 98V97H10ZM10 98H6L7 100L8 99H10ZM25 98V99H26ZM76 98V97H75ZM81 98V97H80ZM80 98H78L79 100H80ZM115 98V97H114ZM126 98H127V96H126ZM217 98V97H216ZM257 98V97H256ZM0 99H1V97H0ZM5 99V98H4ZM5 99V100H6ZM42 99V100H43ZM102 99V98H101ZM100 99V100H101ZM104 99V98H103ZM107 99V98H106ZM109 100H110V98H108ZM112 99H113V97H112ZM124 99H125V97H124ZM129 99V98H128ZM127 99V100H128ZM131 99H133V98H131ZM130 99V100H131ZM142 98H140V100H141ZM186 99H187V97H186ZM232 99V98H231ZM230 99V100H231ZM255 99V98H254ZM40 100V99H39ZM38 100V101H39ZM43 100V101H44ZM82 100V99H81ZM126 100V101H127ZM26 101V100H25ZM44 101V102H45ZM86 101V100H85ZM91 101V100H90ZM89 101V102H90ZM94 101V100H93ZM120 101V100H119ZM129 101V100H128ZM138 101V100H137ZM142 101V100H141ZM233 101V100H232ZM242 101V100H241ZM257 101V100H256ZM3 101H1V103H2ZM28 102V103H29ZM83 102V101H82ZM107 102V101H106ZM226 102V101H225ZM224 102V103H225ZM230 102V101H229ZM3 103H5V102H3ZM88 103V102H87ZM93 103V102H92ZM116 103V102H115ZM124 103V102H123ZM131 103V102H130ZM146 103V102H145ZM185 103H186V101H185ZM209 103V102H208ZM257 103V102H256ZM255 103V104H256ZM262 103V102H261ZM23 104V103H22ZM34 104V103H33ZM52 104V103H51ZM81 104V103H80ZM83 104V103H82ZM95 104V103H94ZM99 104V103H98ZM102 104H103V102H102ZM213 104V103H212ZM246 104V103H245ZM5 105V104H4ZM17 105V104H16ZM50 104H48V106H49ZM87 105V104H86ZM92 105V104H91ZM120 105V104H119ZM124 105H125V103H124ZM123 105V106H124ZM143 105H145V104H143ZM228 105V104H227ZM263 105V104H262ZM7 106V105H6ZM9 106H10V102H9ZM9 106H8V108H9ZM14 106V105H13ZM19 106H20V104H19ZM21 106H26V104L25 105H21ZM52 106V105H51ZM78 106V105H77ZM89 106H90V103H89ZM104 106V105H103ZM106 106V105H105ZM109 106V105H108ZM113 106V105H112ZM121 106V105H120ZM122 106V107H123ZM184 106V105H183ZM209 106V105H208ZM220 106V105H219ZM230 106V105H229ZM236 106V105H235ZM243 106V105H242ZM245 106V105H244ZM2 107V106H1ZM0 107V108H1ZM80 107V106H79ZM85 107V106H84ZM93 107H95V106H92V107H90V108H92L93 109ZM128 107H129V104H128ZM127 107V108H128ZM134 107H136V106H134ZM138 107V106H137ZM145 107H146V105H145ZM198 107V106H197ZM261 107V106H260ZM34 108V107H33ZM46 108H49V107H46ZM96 108V107H95ZM115 108V107H114ZM132 108V107H131ZM222 108V107H221ZM221 108L219 109V110H221ZM231 108H232V106H231ZM253 108H255V107H253ZM6 109V108H5ZM35 109V108H34ZM49 109H52V108H49ZM48 109V110H49ZM117 108H115V110H116ZM120 109V108H119ZM122 109V108H121ZM149 109V108H148ZM214 109V108H213ZM262 109H263V107H262ZM2 110V109H1ZM0 110V111H1ZM7 110V109H6ZM5 110V111H6ZM187 110V109H186ZM200 110V109H199ZM216 110V109H215ZM248 110V109H247ZM4 111V112H5ZM90 111V110H89ZM120 111V110H119ZM131 111V110H130ZM172 111V110H171ZM190 111V110H189ZM244 111V110H243ZM246 111V110H245ZM254 111V110H253ZM252 111V112H253ZM2 112H3V110H2ZM1 112V113H2ZM21 112V111H20ZM48 112V111H47ZM47 112H45V113H47ZM81 112V111H80ZM85 112V111H84ZM126 112V111H125ZM134 112V111H133ZM210 112V111H209ZM241 112V111H240ZM7 113V112H6ZM6 113H5V116H6ZM9 113V112H8ZM89 113V112H88ZM96 113V112H95ZM95 113H93V111H92V113H89L88 114V116L86 115V120L88 121V122H95L96 120H99L98 118H97V115L95 114ZM101 113H105V111L104 110H101ZM199 113H200V111H199ZM204 113V112H203ZM261 113V112H260ZM2 114H4V113H2ZM13 114H14V112H13ZM43 114V113H42ZM77 114H78V112H77ZM128 113L126 112V115H127ZM132 114V113H131ZM150 114V113H149ZM202 114V113H201ZM248 114V113H247ZM10 115V114H9ZM80 115V114H79ZM125 115V114H124ZM138 115H140L139 113H136V116L134 117L135 119H133V120H135V121H137V120H139V119H137L138 118ZM171 115V114H170ZM173 115V114H172ZM225 115V114H224ZM14 116V115H13ZM38 116V115H37ZM51 116H52V114H51ZM83 116V114H81V117ZM103 116V115H102ZM162 116V115H161ZM175 116V115H174ZM182 116V115H181ZM187 116V115H186ZM252 116V115H251ZM1 117V116H0ZM110 117V116H109ZM115 117V116H114ZM137 117V118H136ZM7 118V117H6ZM11 118V117H10ZM22 118H23V116H22ZM37 118V117H36ZM50 118V117H49ZM59 118V117H58ZM117 118H118V116H117ZM184 118V117H183ZM205 118V117H204ZM224 118V117H223ZM239 118V117H238ZM26 119V118H25ZM33 119V118H32ZM39 119V118H38ZM60 119V118H59ZM171 119H172V117H171ZM208 119V118H207ZM261 119V118H260ZM4 120V119H3ZM9 120V119H8ZM132 120V121H133ZM141 120V119H140ZM188 120V119H187ZM199 120H200V118H199ZM211 120V119H210ZM213 120H215V119H213ZM255 120H256V118H255ZM257 120H259V119H257ZM0 121H1V119H0ZM86 121V122H87ZM100 121H102V120H100ZM100 121H99V123H100ZM107 121H109V120H107ZM173 121V120H172ZM177 121V120H176ZM190 121V120H189ZM3 122V121H2ZM6 122V121H5ZM10 122V121H9ZM21 122H22V120H21ZM27 122V121H26ZM56 122V121H55ZM59 122V121H58ZM183 122V121H182ZM197 122V121H196ZM208 122V121H207ZM211 122V121H210ZM231 122V121H230ZM257 122V121H256ZM259 122V121H258ZM98 123V122H97ZM97 123H95V124H97ZM98 123V124H99ZM133 123V122H132ZM151 123V122H150ZM168 123V122H167ZM204 123H206L205 121H204ZM246 123V122H245ZM248 123V122H247ZM3 124V123H2ZM2 124H0V206L1 205H3L4 203H5V201H8V199L13 195V197H14V194L16 193V192H18V194H19V191L22 193V202H21V204H19V202H18V204L20 205V207H22V206H24L25 204H26V202H28V198L31 196V197H33L32 196V194L34 195L35 194V197L37 196V194L39 193V192H41L42 191V194H44L43 193V191L45 192L46 190L45 189H47V191H48V189L50 188V189H52L53 190V199H55V203H54V208L57 210H61V208H60V206L58 205V202L59 201H61L62 199H63V197H65V196H68L69 198H70V201L74 204V206H73V209H72V211L74 212V215L75 216H77V215H80V216H83L84 218H89V223H85L86 224V227H88V229L85 231V226H84V231H83V236H85V238H84V240L86 239V237H87V239H90L91 241H92V243L90 244H85L84 246H80L79 248H78V250H77V247H78V245L76 246V250H77V252L75 253V252H73V253H71L70 255H68V253H67V255L68 256H66L65 257V259H63L59 264H149L150 262H153V264H162V262H161V260L159 259V257L156 259V261H155V258H154V256H153V258H154V260H150L152 257L151 256H148V255H145V256H140L139 257V259L137 258H135L134 257V254H135V252L137 251V247H136V244H137V242H139L140 241V243H143L149 250L151 249V251H152V249H154L155 250V252L154 253H156V250H160V253L162 252V250L159 248V246L162 244V243H164L163 242V240L164 239H168L169 240V244L171 245V247L172 248H175V249H177V250H179V251H183V252H185L186 253V251L187 252H192V253H194V252H197L199 249H201V251L202 250H206V251H208L209 253H214V251L217 249V246H216V244L214 243V241H213V238L215 237V232H214V230H213V222H215L214 220V215H216V210H214V209H211V204H213V202H214V199L215 198H213V196H212V190L210 189V188H208L207 187V184H205L206 185V187L204 188V190L203 191H199V190H195V191H193L194 192V195H196L197 196V201L196 202H192V203H189L188 202V199H186V198H181V194H179L178 193V191L176 192V193H174L173 195H172V197H173V199L172 198H170V199H167V200H169V202H171V201H173V202H175V200H176V202H177V200H181V201H178L177 202V205H175L176 207H179V208H181L180 206H184V207H190L192 210H193V216H192V214H191V216L192 217H190V218H187V222H186V224H185V226H183L182 225V227H180L179 225V222L178 221H173L172 223H169L168 224V220L166 221V222H163V221H165L164 219H163V221H160V222H157V223H154V225H152L153 223L151 222V224H149L148 223V219H146V218H144V216L143 215H145V214H143V213H146V212H144L145 210H153V211H155L157 208H159V204H160V199H164V196H166V194H165V185H166V183L167 182H169L170 181V179H169V181H166V180H168L167 178L168 177H166V173H165V167H166V164H167V166H169V163H171V162H175V163H177V164H179V165H177V166H180L181 165V167L183 166V164H184V162L187 160V159H189V158H186V157H188V156H184V155H178V154H175V156L173 157V156H171V158L170 157H165V152H160V149L158 150V149H156L157 147H156V143L158 142V141H156L155 139L156 138H154V139H152L151 141H149L148 142V146H150L149 148H147L148 150L150 149V150H152L151 151V154L148 156V157H150V158H148V160H151L152 158V161H148V160H145L146 162L148 161V168H153V170L152 171H144V169L140 166H138L137 164H134L133 162L135 161V160H137V159H134V161L132 162V163H129V164H127V163H124V162H122V161H120V158L118 157V158H115V157H111L110 159H112V163L111 162H109V164L107 163H105V161L103 160H101L102 161V163H100V161H99V163H97L95 160H94V163L93 164H89V165H87V163H86V161H85V156L86 157H88L89 158V156H91L92 155V153H94L96 150H98L97 148L96 149H94V150H90V153H91V155L89 154V156L88 155H83L84 156V159H82L81 158V163H75V162H70V161H68L69 159H67V158H65V159H62V158H60V156H57V157H46V155H44V156H41L39 159H34V158H32V157H29V158H27V159H24L23 160V158H20V156L18 157H16L15 156V154L18 152H23V153H26V154H29V153H27L26 151L28 150L27 148L28 147H26V145H25V143H22L21 145H19V146H17V147H11V146H9L8 145V140L11 138V137H9V134H10V132H9V134L6 132L7 130H6V125L4 126V125H2ZM52 124H53V121H52ZM55 124V123H54ZM57 124V123H56ZM89 124V123H88ZM87 124V125H88ZM95 124L94 125H92L91 124V126H95ZM97 124V125H98ZM100 124H102V122L100 123ZM100 124L98 125V127L100 128L101 126H100ZM139 124V123H138ZM170 124V123H169ZM174 124V123H173ZM177 124V123H176ZM185 124V123H184ZM258 124V123H257ZM22 124H20V126H21ZM28 125V124H27ZM87 125H86V127H87ZM90 125V124H89ZM131 125V124H130ZM153 125V124H152ZM188 125H190V124H188ZM216 125V124H215ZM47 126H48V123H47V119H41V120H39V121H36V122H33V123H31V124H29L28 125V131L30 130V134H29V138H31L32 139V136H37V134H39V133H41L42 131H45L46 129H47ZM84 126H85V124H84ZM83 126V127H84ZM91 126H89V127H91ZM109 126V125H108ZM111 127H113L112 125H110ZM109 126V127H110ZM117 126H119V125H117ZM131 126H133V125H131ZM149 126V125H148ZM169 126V125H168ZM7 127H8V125H7ZM10 127V126H9ZM8 127V128H9ZM14 126H12V128H13ZM60 127V126H59ZM59 127H57V129L59 128ZM124 127V126H123ZM134 127V126H133ZM137 127V126H136ZM142 127V126H141ZM170 127V126H169ZM255 127V126H254ZM11 128V127H10ZM9 128V129H10ZM19 128V127H18ZM49 128V127H48ZM51 128H53V127H51ZM55 128V127H54ZM92 128V127H91ZM149 128V127H148ZM191 128V127H190ZM225 128H227V127H225ZM20 129V128H19ZM21 129H22V127H21ZM24 129V128H23ZM83 129V128H82ZM94 129H95V127H94ZM115 129H117V128H115ZM122 129V128H121ZM125 129V128H124ZM127 129V128H126ZM139 129V128H138ZM168 129V128H167ZM195 129V128H194ZM243 129V128H242ZM17 130V129H16ZM85 130V129H84ZM89 130H90V128H89ZM88 130V131H89ZM95 130H97V128L95 129ZM133 130V129H132ZM150 130H151V128H150ZM162 130H163V128H162ZM169 130V129H168ZM181 130V129H180ZM185 130V129H184ZM244 130V129H243ZM23 131V130H22ZM27 131V132H28ZM47 131H49V130H47ZM52 131V130H51ZM110 131V130H109ZM134 131H135V129H134ZM138 131V130H137ZM136 131V132H137ZM152 131V130H151ZM171 131V130H170ZM183 131V130H182ZM15 132V131H14ZM18 132V131H17ZM33 132V134H32V136H31V133ZM50 132V131H49ZM108 132V131H107ZM115 132V131H114ZM122 132V131H121ZM127 133H128V131H126ZM133 132V131H132ZM179 132V131H178ZM185 132V131H184ZM188 132V131H187ZM220 132V131H219ZM223 132V131H222ZM243 132V131H242ZM260 132V131H259ZM263 132V131H262ZM18 133H20V132H18ZM52 133V132H51ZM55 133H57L58 134V132H55ZM77 133V132H76ZM112 133V132H111ZM125 133V132H124ZM123 133V134H124ZM168 133V132H167ZM167 133H165V134H167ZM170 133V132H169ZM8 134V135H7ZM42 134L44 135V133L42 132ZM49 135H50V133H48ZM75 134V133H74ZM89 134V133H88ZM108 134V133H107ZM113 134V133H112ZM115 134V133H114ZM139 134L140 135H138V136H140V137H144L145 139L147 138V137H149L150 136V133L149 132H147V130L146 129H143V128H140V131H139ZM152 134V133H151ZM180 134V133H179ZM190 134H192V133H190ZM26 135V134H25ZM52 135V134H51ZM50 135V136H51ZM101 135V134H100ZM105 135V134H104ZM109 135H111V134H109ZM108 135V136H109ZM116 135V134H115ZM132 137H134V134L132 133ZM183 135V134H182ZM184 135H186V134H184ZM207 135V134H206ZM210 135V134H209ZM219 135V134H218ZM252 135V134H251ZM254 135V134H253ZM22 136V135H21ZM56 136V135H55ZM61 136V135H60ZM90 136V135H89ZM92 136V135H91ZM90 136V137H91ZM102 136V135H101ZM127 136H129V135H127ZM158 136V135H157ZM165 136V135H164ZM196 136V135H195ZM217 136V135H216ZM230 136V135H229ZM255 136V135H254ZM26 137H27V135H26ZM43 138H44V136H42ZM67 137V136H66ZM74 137V136H73ZM72 137V138H73ZM113 137V136H112ZM116 137H117V135H116ZM131 137V138H132ZM154 137H156V136H154ZM160 137V136H159ZM167 136H165V138H166ZM172 137V136H171ZM170 137V138H171ZM174 137V136H173ZM35 138V137H34ZM37 138V137H36ZM50 138V137H49ZM55 138V137H54ZM53 138V139H54ZM71 138V137H70ZM69 138V139H70ZM76 138V137H75ZM89 138V137H88ZM143 138V139H144ZM162 138V137H161ZM169 138V139H170ZM180 138V137H179ZM217 138H218V136H217ZM224 138V137H223ZM52 139V140H53ZM68 139V138H67ZM68 139V140H69ZM84 139H85V133L84 132H81V139L79 138V140H77L78 141V143L79 144H81V145H84L85 144V141H84ZM95 139V138H94ZM103 139V138H102ZM114 139V138H113ZM134 139V138H133ZM149 139V138H148ZM147 139V140H148ZM178 139V138H177ZM192 139V138H191ZM195 139V138H194ZM228 139V138H227ZM248 139V138H247ZM34 140V139H33ZM39 140H40V138H39ZM38 140V141H39ZM76 140H74V141H76ZM87 140V139H86ZM89 140H90V138H89ZM116 140H118V139H116ZM159 140V139H158ZM173 140V139H172ZM179 140H181V139H179ZM215 140V139H214ZM232 140V139H231ZM9 141H11V140H9ZM18 141V140H17ZM26 142H28L27 140H25ZM30 141V140H29ZM36 141V140H35ZM58 141H59V139H58ZM155 141H156V143H155ZM167 141V140H166ZM165 140H161V142L163 143H167ZM207 141H209L208 139H207ZM220 141V140H219ZM247 141V140H246ZM245 141V142H246ZM255 141H256V139H255ZM258 141V140H257ZM22 142V141H21ZM40 142H42V141H40ZM39 142V143H40ZM63 142V141H62ZM67 142V141H66ZM89 142V141H88ZM104 142V140H102V143ZM142 142V141H141ZM160 142V141H159ZM158 142V143H159ZM169 142V141H168ZM180 142V141H179ZM185 142V141H184ZM200 142V141H199ZM260 142V141H259ZM6 143H7V145H6ZM30 143V142H29ZM43 143H44V141H43ZM42 143V144H43ZM96 143V142H95ZM161 143V144H162ZM163 143V144H164ZM186 143H187V140H186ZM254 143V142H253ZM262 143V142H261ZM36 144H38L37 142H36ZM35 144V145H36ZM59 144V143H58ZM63 144V143H62ZM98 144V143H97ZM96 144V145H97ZM108 144H109V142H108ZM116 144V143H115ZM168 144V143H167ZM180 144V143H179ZM183 144V143H182ZM246 144V143H245ZM264 144V143H263ZM12 145H14V144H12ZM18 145V144H17ZM45 145V144H44ZM70 145V144H69ZM94 145V144H93ZM93 145H92V147H93ZM110 145V144H109ZM140 145V144H139ZM171 145V144H170ZM175 145V144H174ZM200 145H201V143H200ZM223 145V144H222ZM52 146V145H51ZM51 146H49V147H51ZM55 146V145H54ZM62 146V145H61ZM68 146V145H67ZM88 146V145H87ZM116 146V145H115ZM158 146V145H157ZM163 146H165V145H163ZM162 146V147H163ZM167 146V145H166ZM169 146V145H168ZM178 146V145H177ZM180 146V145H179ZM178 146V147H179ZM182 146V148H183V145H181ZM185 146V145H184ZM196 146V145H195ZM236 146V145H235ZM254 146V145H253ZM38 147V146H37ZM41 147V146H40ZM48 147V148H49ZM77 147V146H76ZM75 147V148H76ZM90 147V146H89ZM98 147H101V146H98ZM104 147H105V145H104ZM104 147H103V149H104ZM111 147V146H110ZM134 147V146H133ZM145 147V146H144ZM199 147V146H198ZM197 146L196 147H194V149H193V151H194V153L196 154V157H198L199 155L202 157V155H201V149H199ZM262 147V146H261ZM43 148V147H42ZM41 148V149H42ZM44 148H46V147H44ZM106 148V147H105ZM121 148H122V146H121ZM135 148V147H134ZM177 148V147H176ZM55 149V148H54ZM57 149H59V148H57ZM56 149V150H57ZM61 149V148H60ZM81 149V148H80ZM88 149V148H87ZM107 149V148H106ZM116 149H118V148H116ZM140 149V148H139ZM143 149V148H142ZM145 149V148H144ZM166 149V148H165ZM169 150L170 149H172V148H168ZM224 149V148H223ZM89 150V149H88ZM101 150H102V148H101ZM119 150V149H118ZM122 150V149H121ZM148 150H146V152L148 151ZM149 150V151H150ZM163 150V149H162ZM175 150V149H174ZM192 150V149H191ZM217 150V149H216ZM234 150H236V148L234 149ZM257 150V149H256ZM41 152H42V150H40ZM50 151V150H49ZM48 151V152H49ZM53 151V150H52ZM103 151V150H102ZM106 151V150H105ZM117 151V150H116ZM144 151V150H143ZM149 151L147 152V153H149ZM166 151L168 152V150L166 149ZM222 151V150H221ZM225 151V150H224ZM228 151V150H227ZM69 152V151H68ZM70 152H71V150H70ZM109 152V151H108ZM120 152V151H119ZM134 152V151H133ZM205 152V151H204ZM246 152V151H245ZM253 152V151H252ZM23 153H22V156H23ZM42 153H44V149H43V152ZM46 153V152H45ZM61 153V152H60ZM123 153V152H122ZM132 153V152H131ZM169 153H173V152H169ZM176 153V152H175ZM178 153V152H177ZM189 153V152H188ZM254 153V152H253ZM58 155H59V153H57ZM83 154V153H82ZM117 154V153H116ZM119 154V153H118ZM136 154V153H135ZM138 154H142V153H139L138 152ZM145 154V153H144ZM237 154V153H236ZM243 154V153H242ZM30 155H32V154H30ZM40 155V154H39ZM52 155V154H51ZM101 155V154H100ZM109 155V154H108ZM115 155V154H114ZM120 155V154H119ZM123 155V154H122ZM143 155V154H142ZM174 155V154H173ZM194 155V154H193ZM248 155V154H247ZM253 155V154H252ZM63 156V155H62ZM74 156V155H73ZM146 156V155H145ZM25 157V156H24ZM27 157H28V155H27ZM34 157V156H33ZM76 157H78L76 160H78L79 161V156L77 155ZM93 157V156H92ZM95 157H99V156H96L95 155ZM95 157H93V158H95ZM102 157V156H101ZM110 157V156H109ZM109 157H107V158H109ZM120 157H121V155H120ZM140 157V156H139ZM194 157H195V155H194ZM204 157V156H203ZM253 157V156H252ZM73 158V157H72ZM87 158V159H88ZM91 158V157H90ZM200 158V157H199ZM231 158V157H230ZM254 158V157H253ZM86 159V160H87ZM100 159V158H99ZM102 159V158H101ZM106 159V158H105ZM142 159V158H141ZM144 159V158H143ZM203 159V158H202ZM205 159H208L207 160V162H209L208 164L210 165V166H212V167H215L213 170L209 167V166H206L208 169H206V170H208L204 175H198V174H201V173H198L197 175H196V173H194V172H192V171H189V172H187V171H185V170H183V168L185 169V167H183L182 168V170H183V174H181V175H177L176 174V178L178 179V177L179 176H181V179L183 180H193V179H196V178H199L201 181L202 180H204V182L205 183H207L208 181L209 182H213V181H217V180H221L222 178V182H223V180H229L230 182H233L234 180H236L235 178L236 177H233L234 176V174L232 173L231 175H233V176H231L230 174H224L221 170H218V171H215L216 169H219V167H220V164L218 163V162H215L216 161V159L215 158H211V157H204V160ZM215 159V160H214ZM74 160H75V157H74ZM93 160V159H92ZM123 160V159H122ZM253 160V159H252ZM257 160V159H256ZM262 160V159H261ZM73 161V160H72ZM77 161V162H78ZM138 161V160H137ZM143 161V160H142ZM145 161H143V162H145ZM219 161H221V160H219ZM80 162V161H79ZM107 162V161H106ZM187 162V161H186ZM191 163H189V162H187V163H189V165H190V168H191V165H195V166H197V164L196 163H198V161L196 160L195 162H193V161H190ZM193 162V163H192ZM111 163V164H110ZM136 163V162H135ZM223 163V162H222ZM250 163V162H249ZM95 164V165H94ZM224 164V163H223ZM222 164V165H223ZM243 164V163H242ZM258 164V163H257ZM145 165H146V163H145ZM171 166V165H170ZM185 166V165H184ZM255 166V165H254ZM99 167H102L103 169V173H102V175L99 177L98 176V174H97V172L98 171H96V168H99ZM172 167V166H171ZM174 167V166H173ZM180 167V168H181ZM256 167V166H255ZM228 168V167H227ZM252 168V167H251ZM145 169H146V167H145ZM202 169V168H201ZM205 169V168H204ZM169 170V169H168ZM234 170V169H233ZM101 171V170H100ZM196 171H197V169H196ZM231 171V170H230ZM170 172H171V170H170ZM177 172H178V170H177ZM240 172V171H239ZM244 172V171H243ZM245 172H247V171H245ZM179 173H180V171H179ZM248 173V172H247ZM172 174V173H171ZM175 175V174H174ZM173 175V176H174ZM241 175H242V173H241ZM255 175V174H254ZM171 176V178H172V175H170ZM237 176H238V174H237ZM252 177V176H251ZM259 178V177H258ZM252 179V178H251ZM175 180V179H174ZM182 180H181V182H182ZM200 180H199V182H200ZM242 180V179H241ZM245 180V179H244ZM228 181V182H229ZM252 181V180H251ZM175 182V181H174ZM181 182H179V183H177V184H179L178 186H182L183 188H185V189H183V190H185V191H187L188 189L186 188V187H184L182 184H181ZM185 182V181H184ZM187 182V181H186ZM218 182V181H217ZM256 182V181H255ZM171 183V182H170ZM193 183V182H192ZM202 183H203V181H202ZM224 183V182H223ZM243 183H245V182H243ZM154 184H158V185H156V189H152V190H150L151 191V193L149 194V195H147L146 194V189H151V187H152V185H154ZM252 184V183H251ZM254 184V183H253ZM220 185V184H219ZM230 185V184H229ZM235 185V184H234ZM242 185V184H241ZM177 186V187H178ZM196 186V185H195ZM202 186V185H201ZM225 186V185H224ZM155 187V186H154ZM242 187V186H241ZM198 188V187H197ZM258 188V187H257ZM262 188V187H261ZM178 189V188H177ZM176 189V190H177ZM224 189V188H223ZM239 189V188H238ZM59 190H61L62 191V193H59ZM179 190V189H178ZM226 190V189H225ZM232 190V189H231ZM236 190V189H235ZM255 190V189H254ZM261 190V189H260ZM49 191H51V190H49ZM149 191V190H148ZM171 191V190H170ZM125 192H127L128 193V196H127V198H124V196H123V194H125ZM167 192V191H166ZM221 192V191H220ZM229 192V191H228ZM257 192V191H256ZM46 193V192H45ZM126 193V194H127ZM186 193V192H185ZM188 193V192H187ZM186 193V194H187ZM253 193V192H252ZM51 194V193H50ZM49 194V195H50ZM214 195V194H213ZM236 195V194H235ZM250 195V194H249ZM39 196H41V195H39ZM46 196H47V194H46ZM52 196V195H51ZM230 196V195H229ZM246 196V195H245ZM256 196V195H255ZM17 197H18V195H17ZM259 197H261V196H259ZM20 198V197H19ZM34 198V197H33ZM42 198H44V197H42ZM51 198V199H52ZM192 198V197H191ZM229 198V197H228ZM15 199V198H14ZM37 199V198H36ZM49 199V198H48ZM175 199V200H174ZM256 199V198H255ZM9 200H11V198L9 199ZM34 200V199H33ZM45 200H47V198L45 199ZM44 200V201H45ZM148 200V201H147ZM194 200V199H193ZM192 200V201H193ZM218 200V199H217ZM246 200H247V198H246ZM31 201V200H30ZM39 201V200H38ZM49 201V200H48ZM216 201V200H215ZM236 201V200H235ZM243 201V200H242ZM248 201H249V198H248ZM13 202V201H12ZM51 201H49V203H50ZM7 203V202H6ZM29 203V202H28ZM27 203V204H28ZM34 203H36L35 201H34ZM34 203H33V205H34ZM38 203V202H37ZM42 203V202H41ZM47 203V202H46ZM68 203V202H67ZM164 203V202H163ZM254 203V202H253ZM253 203H252V205H253ZM17 204V205H18ZM39 204V203H38ZM42 204H45V202H43ZM174 204V203H173ZM176 204V203H175ZM235 204V203H234ZM256 204V203H255ZM263 204V203H262ZM16 205V206H17ZM52 205V204H51ZM70 205V204H69ZM231 205V204H230ZM240 205V204H239ZM35 206V205H34ZM37 206H40V205H37ZM36 206V210L38 209V208H40V207H37ZM45 206H46V204H45ZM47 206H48V204H47ZM45 207V208H48V207ZM50 206V205H49ZM52 206V207H53ZM170 206V205H169ZM168 206V207H169ZM174 206V207H175ZM221 206V205H220ZM233 206V205H232ZM235 206V205H234ZM18 207V206H17ZM19 207V208H20ZM33 207V206H32ZM42 207V206H41ZM64 207V206H63ZM236 207H239V206H236ZM249 207V206H248ZM263 207V206H262ZM31 208V207H30ZM29 208V209H30ZM43 208H44V205H43ZM44 208V209H45ZM53 208V209H54ZM219 208V207H218ZM223 208V207H222ZM257 208V207H256ZM24 209H27L26 208V206H25V208ZM35 209V208H34ZM186 209V208H185ZM184 209V210H185ZM235 209V208H234ZM244 209V208H243ZM259 209V208H258ZM1 210V209H0ZM5 210H7V208L5 209ZM10 210V209H9ZM31 210V209H30ZM66 210V209H65ZM162 210H163V208H162ZM166 210V209H165ZM171 210V209H170ZM174 210V209H173ZM178 210V209H177ZM249 210V209H248ZM34 211V210H33ZM39 211L40 210H38V213H39ZM51 211V210H50ZM50 211H48V212H50ZM53 211V210H52ZM55 211V210H54ZM63 211V210H62ZM167 211V210H166ZM224 211V210H223ZM230 212H231V210H229ZM261 211H262V209H261ZM1 212V211H0ZM3 212V211H2ZM10 212V213H9ZM18 212V211H17ZM23 212V211H22ZM21 212V213H22ZM25 212H26V210H25ZM24 212V213H25ZM36 211H34V213H35ZM41 212H44V211H42L41 210ZM58 212V211H57ZM179 212V211H178ZM186 212V211H185ZM242 212H245V211H242ZM248 212V211H247ZM263 213H264V208H263V211H262ZM33 213V214H34ZM54 213V212H53ZM154 213V212H153ZM157 213H159L158 211H157ZM166 213V212H165ZM191 213V212H190ZM218 213V212H217ZM252 213V212H251ZM263 213L261 214L262 216H263ZM1 214V213H0ZM14 214H16V212H15V210L13 211H8V212H6V213H4V215L3 216H1V217H3V220H1V221H5V222H7V224L9 225V226H12L13 225V222H12V225H10L11 223L7 220L8 219V215L10 216H12V215H14ZM27 214V213H26ZM29 214V213H28ZM31 214V213H30ZM56 215H57V213H55ZM61 214V213H60ZM149 214V213H148ZM176 214V213H175ZM185 214H187V213H185ZM230 214V213H229ZM258 214V213H257ZM20 215V214H19ZM18 215V216H19ZM24 215V214H23ZM32 215V214H31ZM36 215V214H35ZM47 215V214H46ZM62 215V214H61ZM178 215V214H177ZM15 216V218H17L16 217V215H14ZM32 216H34V215H32ZM42 216V215H41ZM41 216H39V217H41ZM44 216V215H43ZM86 216V217H85ZM182 216V215H181ZM218 216V215H217ZM229 216V215H228ZM0 217V218H1ZM23 217V216H22ZM21 217V218H22ZM25 217H27L26 215H25ZM25 217H24V219H25ZM30 217V216H29ZM50 217V216H49ZM48 217V218H49ZM55 217V216H54ZM59 217V216H58ZM63 217V216H62ZM177 217V216H176ZM189 217V216H188ZM224 217V216H223ZM239 217V216H238ZM10 218V217H9ZM36 218V217H35ZM56 219L55 220H57V217H55ZM65 218H67V217H65ZM77 218H80V217H77ZM83 218V219H84ZM88 218H87V220H88ZM175 218V217H174ZM216 218V217H215ZM231 218V217H230ZM256 218V216L253 218V219H255ZM258 218H260V216L258 217ZM262 218V217H261ZM13 219H14V217H13ZM28 219V218H27ZM51 219V218H50ZM64 219V218H63ZM62 218H61V220H63ZM76 219V218H75ZM81 219V218H80ZM80 219H79V222H80ZM29 220H32V219H29ZM54 220V219H53ZM52 220V221H53ZM59 221H60V223H61V220L60 219H58ZM82 220V219H81ZM159 220V219H158ZM157 220V221H158ZM161 220V219H160ZM0 221V222H1ZM11 221H12V218H11ZM22 221V220H21ZM34 221H35V219H34ZM41 221V220H40ZM66 221V220H65ZM78 221V220H77ZM84 221V220H83ZM217 221H219V220H217ZM237 221V220H236ZM245 221H247V220H245ZM4 222V223H5ZM23 222V221H22ZM25 222H26V220H25ZM24 222V223H25ZM53 222H55V221H53ZM68 222V221H67ZM79 222H78V225H79ZM244 222V221H243ZM264 222V221H263ZM3 223V225H5ZM15 223V222H14ZM21 223V222H20ZM29 223H31V222H29ZM33 223V222H32ZM38 223H39V221H38ZM43 223V222H42ZM222 223V222H221ZM248 223V222H247ZM22 225H23V223H21ZM28 224V223H27ZM54 224V223H53ZM76 224V223H75ZM82 224V223H81ZM234 224V223H233ZM260 224V223H259ZM258 224V225H259ZM2 225V224H1ZM20 225V224H19ZM60 225V224H59ZM7 226V225H6ZM5 226V227H6ZM8 226V227H9ZM15 226V225H14ZM13 226V227H14ZM30 226H31V224H30ZM29 226V227H30ZM43 226H45V225H43ZM46 226H48V223H47V225ZM45 226V227H46ZM62 226V225H61ZM71 226V225H70ZM227 226V225H226ZM241 226V225H240ZM250 226H252V224L250 225ZM4 227V226H3ZM23 227V226H22ZM54 227V226H53ZM66 227V226H65ZM64 227V228H65ZM79 227V226H78ZM242 227V226H241ZM249 227V226H248ZM16 228H18V224H17V227ZM37 228H38V230H39V228H41V225L40 224H38V225H36V230H37ZM48 228V227H47ZM60 228V227H59ZM68 228V227H67ZM82 228V227H81ZM234 227H232V229H233ZM6 229V228H5ZM18 229H20V228H18ZM31 229V228H30ZM41 229H44V231H45V228H41ZM58 229V227H56V230ZM63 229V228H62ZM83 229V228H82ZM223 229V228H222ZM2 230V229H1ZM0 230V231H1ZM9 230V229H8ZM15 230V229H14ZM33 230H35L34 228H33ZM35 230V231H36ZM37 230V231H38ZM49 230V229H48ZM56 230H55V233H56ZM216 230V229H215ZM234 230H236V229H234ZM34 231V232H35ZM36 231V232H37ZM42 230H40V232H41ZM53 231V230H52ZM51 231V232H52ZM59 231V230H58ZM57 231V232H58ZM79 231V230H78ZM218 231V230H217ZM248 231V230H247ZM4 232H5V230H4ZM11 232V231H10ZM35 232V233H36ZM39 232V231H38ZM40 232L39 233H37V234H34V233H30L31 235H34V236H36V235H38V234H40ZM49 232V231H48ZM64 233H65V231H63ZM164 232H166V236H164ZM224 232V231H223ZM233 232V231H232ZM6 233H7V231H6ZM13 233V232H12ZM11 233V236L12 235H14V233L12 234ZM44 233V232H43ZM52 233H54V232H52ZM52 233H50V234H52ZM59 233V232H58ZM76 233V232H75ZM79 233H81V232H79ZM193 234V237L192 238H189V234ZM222 233V232H221ZM220 233V234H221ZM228 233V232H227ZM5 234V233H4ZM8 234V233H7ZM10 234V233H9ZM26 234V233H25ZM49 234V233H48ZM2 235V234H1ZM6 235V234H5ZM22 235H23V233H22ZM57 235V234H56ZM16 236H17V233H16ZM25 236V235H24ZM30 237L29 239H31V237L32 236H30L29 234H27V237ZM49 236V235H48ZM53 236V235H52ZM65 236V235H64ZM63 236V237H64ZM73 236V235H72ZM78 236H81L80 234L78 235ZM5 237V236H4ZM22 237V236H21ZM45 237V236H44ZM76 237H77V235H76ZM10 238H12V237H10ZM25 238V237H24ZM41 238H43V237H41ZM46 238V237H45ZM44 238V239H45ZM51 238L52 237H50V241H51ZM73 238V237H72ZM78 238V237H77ZM79 238H81V237H79ZM222 238V237H221ZM2 239V238H1ZM26 239V238H25ZM24 239V240H25ZM28 239V238H27ZM27 239H26V241H27ZM33 239V238H32ZM38 239H40V238H38ZM57 239H59V238H57ZM74 239V238H73ZM86 239V240H87ZM22 240L23 239H21V243L23 244V242H22ZM37 240V239H36ZM47 240V239H46ZM62 240V239H61ZM78 240V239H77ZM217 240V239H216ZM2 241V242H1ZM0 241V257H4V256H6L7 254H8V251L10 250V248L12 247L13 248V246H17V244L18 245H21V243H20V241H17V240H9V239H4V241L3 240H1ZM28 241H30V240H28ZM27 241V242H28ZM33 241V240H32ZM39 241V240H38ZM41 241V240H40ZM43 241V240H42ZM48 241H49V239H48ZM74 241H75V239H74ZM82 241V240H81ZM218 241V240H217ZM226 241V240H225ZM45 242V241H44ZM43 242V243H44ZM53 242V241H52ZM55 242V241H54ZM78 242H80V241H78ZM77 242V243H78ZM223 242V241H222ZM231 242V241H230ZM20 243V244H19ZM34 243V242H33ZM36 243V242H35ZM34 243V244H35ZM75 243H76V241H75ZM218 243V242H217ZM42 244V243H41ZM61 244V243H60ZM165 244V243H164ZM232 244V243H231ZM29 245H30V243H29ZM55 245V244H54ZM72 245V244H71ZM144 245H142V246H144ZM222 245V244H221ZM226 245V244H225ZM224 245V246H225ZM24 246V245H23ZM28 246V245H27ZM32 246V245H31ZM38 246V245H37ZM47 246V245H46ZM165 246H167V245H165ZM24 247H26V246H24ZM40 247V246H39ZM38 247V248H39ZM68 247V246H67ZM73 247V246H72ZM145 247V248H146ZM219 247V246H218ZM17 247H14L13 249H15V250H17L16 249ZM21 248V247H20ZM28 248V247H27ZM26 248V249H27ZM37 248V249H38ZM46 247H44V249H45ZM55 248H56V246H55ZM71 248V247H70ZM170 248V247H169ZM232 248V247H231ZM33 249H34V247H33ZM41 249V248H40ZM53 249V248H52ZM167 249V248H166ZM22 250V249H21ZM30 250H32V247H31V249ZM47 250V249H46ZM60 250V249H59ZM141 250V249H140ZM146 250V249H145ZM164 250V249H163ZM171 250V249H170ZM20 251V250H19ZM26 251V250H25ZM35 251H37V250H35ZM42 251V250H41ZM48 251H52V250H50V248H49V250ZM68 251V250H67ZM70 251V250H69ZM72 251H74V249L72 250ZM150 251V252H151ZM172 251V250H171ZM205 251V252H206ZM10 252V251H9ZM14 252V251H13ZM21 252V251H20ZM34 251H30L29 252V254L31 253H33ZM38 252V251H37ZM144 252V251H143ZM175 252V251H174ZM178 252V251H177ZM182 252V253H183ZM261 252V251H260ZM17 253V252H16ZM19 253V252H18ZM17 253V254H18ZM24 253V252H23ZM35 253V252H34ZM40 253V252H39ZM47 253V252H46ZM145 253V252H144ZM167 253V252H166ZM201 253V252H200ZM204 253V252H203ZM208 253V254H209ZM17 254H15V255H17ZM30 254V255H31ZM36 254V253H35ZM51 254V253H50ZM49 254V255H50ZM148 254V253H147ZM157 254V253H156ZM174 253H172V255H173ZM187 255H188V253H186ZM242 254V253H241ZM30 255H28V256H30ZM39 255V254H38ZM57 255V254H56ZM154 255V254H153ZM243 255V254H242ZM253 255V254H252ZM9 256V255H8ZM11 256H13L14 257V255H11ZM10 256V257H11ZM55 256V255H54ZM59 256V255H58ZM137 256V255H136ZM162 256H164V255H162ZM195 256V255H194ZM19 257H21V256H19ZM38 257V256H37ZM40 257V256H39ZM38 257V258H39ZM56 257V256H55ZM164 257H166V256H164ZM176 257V256H175ZM192 257V256H191ZM196 257V256H195ZM205 257V256H204ZM255 257V256H254ZM5 258L6 257H4V260H5ZM24 258H26V257H24ZM213 258V257H212ZM227 258V257H226ZM251 258V257H250ZM260 258H262V257H260ZM1 259V258H0ZM17 259V258H16ZM29 259H31V258H29ZM32 259H33V256H32ZM32 259H31V261H32ZM34 259H35V257H34ZM33 259V261H36V260H34ZM48 259H50V258H48ZM165 259V258H164ZM170 259V258H169ZM168 259V260H169ZM173 259V258H172ZM171 259V260H172ZM179 259V258H178ZM207 259V258H206ZM247 259V258H246ZM249 259V258H248ZM4 260H1V262H5ZM10 260H15L14 258H12L11 257V259ZM25 260V259H24ZM46 260V259H45ZM171 260H169V261H171ZM180 260V259H179ZM202 260V259H201ZM215 260V259H214ZM236 260V259H235ZM6 261H7V258H6ZM9 261V260H8ZM18 261V260H17ZM53 261V260H52ZM210 261V260H209ZM10 262V261H9ZM11 262H13V261H11ZM15 262V261H14ZM30 262V261H29ZM48 262V261H47ZM46 262V263H47ZM51 262V261H50ZM56 262V261H55ZM172 262V261H171ZM183 262H185V261H183ZM214 262V261H213ZM45 263V264H46ZM49 263V262H48ZM165 263V262H164ZM217 263V262H216ZM262 263H263V261H262ZM1 264V263H0ZM5 264V263H4ZM6 264H8L7 262H6ZM12 264V263H11ZM20 264V263H19ZM36 264V263H35ZM56 264V263H55ZM192 264V263H191ZM228 264H253L251 261H247V262H238V261H234V260H232L230 263H228Z\"/></svg>","mask_w":264,"mask_h":264}]
</instances>
